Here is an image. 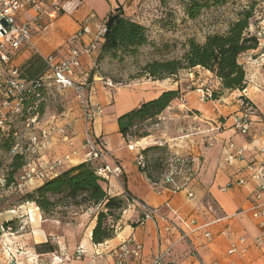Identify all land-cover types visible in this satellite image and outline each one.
<instances>
[{"label": "crops", "instance_id": "1", "mask_svg": "<svg viewBox=\"0 0 264 264\" xmlns=\"http://www.w3.org/2000/svg\"><path fill=\"white\" fill-rule=\"evenodd\" d=\"M59 1L65 8L51 20L49 28L46 31L37 29L32 31V43L43 56L51 53L59 57L66 56L70 44L68 41L81 28L85 18H91L94 30V26L103 22L110 10L118 5L122 6L128 17L144 24L139 12L146 0ZM89 39L90 35L84 34L82 43H87ZM30 50L22 49L13 60V64L29 58ZM97 55H82L80 67L73 73V78L81 86L89 108L94 109L100 105L103 108L102 114L87 121L74 91L68 89L60 92V95L72 96L63 105L62 112L66 113V118L59 122L60 125L65 123L66 127L63 132L54 134L49 147L39 154L38 161L62 159L68 155V159H64L56 171L85 161L82 144L88 124L90 134L106 149L105 161L110 166L119 165L122 168L120 175L111 176L105 182L109 195L125 197V194H130L156 207L159 214L181 226L183 225L180 220L189 222L191 219H195L198 226L206 224L204 230L211 232L210 239L203 237L202 230L190 233L198 255L205 262L264 264V243L261 246L255 245L254 240L260 231L252 218L251 204L248 201V194L254 183L249 181L243 185L232 184L221 190L230 181H234V178L246 176L241 170L246 161L264 155H255L256 149L261 146L264 139L261 123L264 117V91L259 88L264 74V68L259 64L264 60V43H259L256 49L244 53L241 57L247 78L245 94L260 108V113L255 118L253 134L250 136L238 133L233 127V119L239 108L237 97L242 92L238 89H222L220 81L210 71L200 67L184 70L185 76H191L193 70L201 71L206 79L214 83L216 98L205 103H194L193 93L197 94V89L203 84L199 78L192 82L196 87L189 91L179 83L180 81L170 78L153 80L144 76L145 80L125 87H117L112 81V85L106 81L103 83L89 81ZM184 79L187 80V77ZM177 88L180 90V100L174 99L162 111L149 134L126 142L118 131L117 117L141 102L156 97L165 89ZM187 96L191 100L187 99L185 103L181 98ZM184 110L191 112L188 115L189 119L198 121L200 128L193 127L184 133L169 129L168 124L170 126L179 116H185L182 114ZM53 113L59 112L45 109L43 116L46 118ZM229 142L244 148V160L232 166L226 165L223 161L225 146ZM154 145H165L171 153L189 154L199 160L198 175L188 182L185 189L175 194L158 191L140 171L136 164V155L142 153L144 148ZM40 184L41 182H32L26 185V188L31 190ZM188 193L192 196H188ZM207 201L217 207V214L207 212L205 207ZM16 207V216L10 215L9 210L0 211V225L15 218L16 229L8 239L12 243L16 260L8 262L2 252L3 235H0V264H115V257L110 251L129 237L142 245L139 257L130 259V264H151L154 258L162 253L164 264H199L189 254L187 243L180 239L176 230L162 231L163 223L159 219L147 220L139 225L137 221L140 209L129 201L114 223L116 225L114 236L98 244L91 241V230L96 220V213L91 207L84 210L70 208L65 220H60L57 216L42 217L33 202H25ZM220 215H226L228 218L216 221V217ZM191 228L193 229V225L189 230ZM240 237H244L245 242L238 243V251L228 253L230 244ZM47 242L52 249L36 248V245ZM79 246H82L83 252L77 257L76 250ZM30 254L37 257L30 259L28 258ZM54 257L62 258L57 261Z\"/></svg>", "mask_w": 264, "mask_h": 264}, {"label": "built area", "instance_id": "2", "mask_svg": "<svg viewBox=\"0 0 264 264\" xmlns=\"http://www.w3.org/2000/svg\"><path fill=\"white\" fill-rule=\"evenodd\" d=\"M64 8L65 6L59 0H0V132H5L10 123L19 120L25 132L22 135L19 131H14L16 142L10 153L27 156L29 159L18 177L16 184L18 187H24L32 182H42L44 179L53 176L57 172L56 168L61 166L62 161L68 159V155H65L62 159L38 161L39 154L49 147L54 134L64 131L65 123L60 125L59 122L66 118V113L64 111L53 113L44 118L43 113L39 112L38 106H27L24 96L31 87H45L57 92L73 90L78 104L84 110L87 121L103 112L100 105L94 109L89 108L88 100L84 96L81 86L73 78V73L80 67L82 55H97L106 30L103 22L96 24L93 30L91 18H85L81 28L70 37L68 41L70 44L64 57H59L53 53L43 56L32 43V31L35 29L46 31L51 25V20ZM84 34L90 35L87 43H82ZM258 35L260 34L258 33ZM25 48L32 49L37 53L45 65L44 72L34 81H27L23 78L17 66L13 65L14 58ZM259 64L264 68V60ZM106 82L112 85L111 80L107 79ZM259 88L264 91V74ZM245 91L246 88L242 89V94L237 97L239 108L233 119V127L238 133L250 136L253 134L255 118L259 115L260 108L245 94ZM197 93L202 102L214 100V90L211 87L198 88ZM261 123L264 138V117L261 119ZM23 138L26 139L25 144H21ZM82 148L85 151V161L96 162L97 174L106 181L109 177L118 176L122 173L121 166H110L105 161L106 149L101 142L90 134L88 124ZM257 154H264V139L261 146L255 151V155ZM135 160L138 167L144 166L143 153L139 152ZM243 160L244 148L229 142L225 146L223 154L224 163L232 166ZM241 170L245 172L246 176L234 178V181H230L221 190L227 189L232 184L243 185L249 181L254 183L248 194V201L251 204L252 218L260 231L254 242L256 246H261L264 243V155L246 161ZM198 171L199 160L197 158H193L189 154L170 152L166 160L165 170L161 173L158 181L153 183V186L158 191L175 194L185 189L188 182L197 177ZM11 186L7 184L6 178L0 175V199L6 196L7 190ZM188 196H192V194L188 193ZM128 200L140 209V217L137 221L139 225L144 224L147 220L159 219L163 223L161 230L164 232L176 230L180 239L187 243L189 254L199 264H212L200 258L190 237V233L202 230L203 237L210 239L211 232L207 229L204 230L206 224L198 226L195 219H191L189 222L180 220L183 225L181 226L172 219L159 214L156 207L150 206L133 196L129 197ZM205 207L210 214H217V207L210 201L205 203ZM16 209L17 207L9 210V212L16 214ZM93 211H95L94 208ZM28 218L30 219L29 214ZM227 218L226 215H220L216 217V221ZM192 225L193 229L189 230ZM110 227L116 230L115 224L111 223ZM13 233L14 230L11 225H0V235H3L2 252L8 262L16 260L12 243L8 239ZM245 240L244 237H240L237 241L232 242L228 253L238 251V243L241 244ZM141 249L142 245L129 237L110 252L115 257V264H130V259L139 257ZM82 252L83 248L79 246L76 250V256L79 257ZM34 257L37 256L35 254L28 256L30 259ZM61 258L54 257L57 261ZM163 258L164 253L156 256L151 264H164Z\"/></svg>", "mask_w": 264, "mask_h": 264}, {"label": "trees", "instance_id": "3", "mask_svg": "<svg viewBox=\"0 0 264 264\" xmlns=\"http://www.w3.org/2000/svg\"><path fill=\"white\" fill-rule=\"evenodd\" d=\"M231 1L233 0H181V3L184 15L189 19H195L203 11L221 7ZM253 10L254 4L251 2L236 11L234 19L228 22L223 32L207 34L202 42L189 39L183 53L178 57L151 59L145 62L139 66L140 75L162 80L175 77L180 71L200 67L210 71L220 81L222 89L241 91L247 87L246 70L241 57L244 53L256 49L259 43V36L249 31ZM103 23L106 30L99 45L98 61L104 57L118 61H123L126 57L134 58L140 47L150 44L148 27L128 17L121 5L111 9ZM19 69L23 78L34 81L44 72L45 65L42 58L35 53ZM51 91L53 89L31 87L24 96V101L27 106H38L39 112L44 113L45 101ZM216 95L214 93L213 99ZM179 97V88L165 89L156 97L120 114L116 119L119 133L126 142L147 136L148 128L156 124L162 111ZM19 125L20 121H15L7 126L5 132H0V158L2 154H6L10 159V170L3 175L8 185L17 184L20 170L25 165L23 155L10 153L16 142L13 133L19 131ZM142 153L144 166L139 169L150 182L154 183L165 170L170 151L165 145H154L144 148ZM154 153L156 155H153ZM94 163L83 161L57 171L37 187L25 191L20 204L33 202L44 218L56 215L65 217L70 208L78 210L94 208L96 220L91 230V241L98 244L112 238L115 230L110 224L119 219L131 195L125 194V197L109 195L105 187L106 180L97 174V163ZM14 223L15 218H12L1 225L9 224L15 230ZM36 248L52 249L48 242L36 245Z\"/></svg>", "mask_w": 264, "mask_h": 264}, {"label": "rangeland", "instance_id": "4", "mask_svg": "<svg viewBox=\"0 0 264 264\" xmlns=\"http://www.w3.org/2000/svg\"><path fill=\"white\" fill-rule=\"evenodd\" d=\"M251 2L254 4V14L250 19L249 31L257 35L259 33V43H264V0H233L221 7L203 11L200 16L195 19H189L184 15L181 0H146L144 4L141 5L139 14L144 24L148 27L150 44L140 47L134 58L126 57L123 61L111 60L107 57L98 61L96 58L91 68L89 81L96 80L97 82L103 83L109 79L117 87L133 86L135 83L145 80L144 76L140 75V65H143L151 59L178 57L183 53L186 42L189 39L202 42L207 34L223 32L228 22L234 19L236 11H239L244 6H248ZM31 50L30 56L35 54V52ZM27 59L28 58H25L24 61L22 59L20 62H16V64L13 65H16L19 69ZM191 73V76H185L186 71L183 70L170 79L177 80L178 82L180 81L179 83H182L188 91L196 87V84L192 82L198 78L201 79L203 83L199 88L211 87L213 90L215 89L214 83L206 79V76L201 74V71L197 72L193 70ZM186 77L187 80L184 79ZM146 78L148 79V77ZM63 92L64 91L61 93ZM59 93L60 92L56 90L51 91L49 97L45 101V109L52 112H62L63 105L66 104V101L70 100L72 96L60 95ZM193 94L192 101L194 103L212 101L206 100L202 102L198 98V93ZM189 98L190 97L187 96L186 98H181V100L186 103L187 99L188 101L191 100ZM183 112L182 114L185 116H179L177 120H174V124L170 126L168 124L167 127H169V129L184 133L188 132L193 127L200 128L201 125L198 121L189 119L188 115L191 114V112L188 110H184ZM18 127L19 133L23 135L25 132L23 125L21 124ZM151 127L148 129L150 130ZM25 142L26 139L23 138L21 144H25ZM153 155H156V153ZM0 159V175H5V173L10 170V159L6 154H2ZM28 160L27 156H24L25 165ZM94 164H96V162ZM25 165L20 170V174L24 170ZM25 191H29L26 186L18 187L12 184L7 190L6 196L0 199V211L16 208V206L20 204ZM13 215L16 216V214ZM56 216L62 220H65L64 218L66 217H61L60 215Z\"/></svg>", "mask_w": 264, "mask_h": 264}]
</instances>
